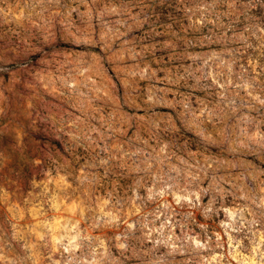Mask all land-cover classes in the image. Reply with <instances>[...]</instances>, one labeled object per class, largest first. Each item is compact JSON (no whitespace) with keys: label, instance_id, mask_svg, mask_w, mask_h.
<instances>
[{"label":"clouds","instance_id":"obj_1","mask_svg":"<svg viewBox=\"0 0 264 264\" xmlns=\"http://www.w3.org/2000/svg\"><path fill=\"white\" fill-rule=\"evenodd\" d=\"M0 264H264V0H0Z\"/></svg>","mask_w":264,"mask_h":264}]
</instances>
